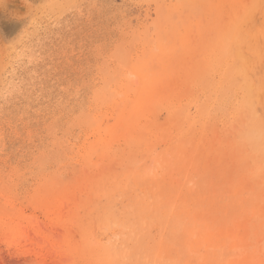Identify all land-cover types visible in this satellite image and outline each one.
<instances>
[{
    "label": "rangeland",
    "instance_id": "1",
    "mask_svg": "<svg viewBox=\"0 0 264 264\" xmlns=\"http://www.w3.org/2000/svg\"><path fill=\"white\" fill-rule=\"evenodd\" d=\"M181 139L184 169L166 156ZM263 152L264 0H0V264H88L76 230L90 250L109 207L131 208L135 234L95 238L131 264L152 261L137 236L195 264H264ZM175 170L195 187L183 233Z\"/></svg>",
    "mask_w": 264,
    "mask_h": 264
},
{
    "label": "bare ground",
    "instance_id": "2",
    "mask_svg": "<svg viewBox=\"0 0 264 264\" xmlns=\"http://www.w3.org/2000/svg\"><path fill=\"white\" fill-rule=\"evenodd\" d=\"M158 86H159V84H158ZM167 88H168V86H166V89ZM157 89H160V87ZM163 89H165V88L163 87ZM155 94H156V92H155ZM145 100L147 102V100H149V99L145 98ZM145 100L143 101L144 103H145ZM137 112L138 111H135V109L133 111L131 110V112L128 113V115L126 116L124 121L127 123L130 122V120H129L130 117L132 118V117H135L136 115H138ZM113 115H114V113H113ZM175 119H176V121H179V124H184L186 122L185 120H181L182 118L180 115H178ZM188 123H190V121H188ZM177 128H179V127H177ZM179 142L183 143V145L178 147V142H174V140L172 141L171 145L169 146V148L172 150V152L169 153L167 151L166 156L171 155V158H168V161L171 162L172 157L177 155L176 156L177 160L178 159L181 160L180 163H181V165H183V169H184V168H186V166L188 164L191 165L195 161V155H196V153H195L196 152L195 139H191V140L186 139V141L181 139V140H179ZM169 168L171 170H173L174 166L170 165ZM173 174L174 175L177 174L176 176H178V175L180 176V177L175 176V178H176L175 180H176L177 184L180 185L179 186L180 188H178V190L174 194H172L168 199L173 204H172V209L167 216L169 218V221H170V218L172 217V215H175L178 218L179 225H180V228L178 231L180 233H183L186 220L188 221L189 219H193L192 218V213H193L192 207L189 206V204L186 200L187 194L184 192L186 183L192 182L193 179L192 178L189 179V177H187L188 173H186L185 177L183 176V175H185L184 173H182L180 175L179 171H177V170H175L173 172ZM190 187H191V192L195 190L194 182H192V184H190ZM158 189H159V187H158ZM158 191H159L158 193H159V198H160L162 196L161 189H159ZM184 205L186 207L185 210H184ZM110 210L111 209L109 207V210L94 213L95 216L93 217L92 226L90 229V231L92 233L91 237H93L92 238L93 244H92V247L90 250L88 248H86V246H85V244L87 242L86 240L83 239V242H80L82 235L84 236L83 229L82 230H76V231H78L77 232L78 238L76 240H74V242L72 244V248H73V250H78L75 252L77 254H79L80 256H82L83 254L85 256H88L87 257V261L89 262L88 264H91V263H95V264H131L129 259H127L129 257V254H130L129 250H127L126 248L120 249V248H118L117 244L113 245L110 242L108 243V245L104 246L106 243H100V242H98L97 238H95V233L97 231H99L101 233H107L110 231L113 235H118L117 230H119L120 232L122 230H124V231L131 232V235L135 234L136 223H135V221H133V219L131 220V217L135 218V214H134V212L130 213L131 208L130 209H122L121 212L119 213V214H121L120 216H118V215L115 216L114 213H112ZM94 211L95 210L93 208V212ZM162 221H163V218H158L156 222L160 224V223H162ZM143 222L145 223V227L147 225H152V224L156 223L154 220L153 221L152 220L151 221H143ZM181 222H182V224H181ZM190 229H192V231L195 232L193 224L190 225ZM186 233H187V237L190 236L191 234H193L188 230H186ZM136 239L138 241V244H136L134 248L142 251V254L146 255V257H148L150 255V258L152 260V261L141 260V255H138L136 257V259H134L137 263H142V264H195V262L192 259L186 260V258H185L186 252L179 251V249H177L175 245L166 241L163 237H158V239L152 241L151 244L149 242L145 241L144 239H142L140 236H137ZM192 240L193 239H191V238L189 239L187 247L191 248L192 250L193 249L195 250L197 248V240H195V239L193 241ZM46 246H48V245H46Z\"/></svg>",
    "mask_w": 264,
    "mask_h": 264
}]
</instances>
